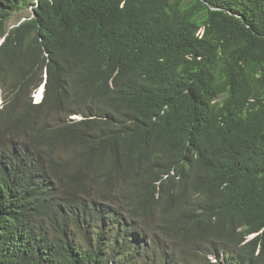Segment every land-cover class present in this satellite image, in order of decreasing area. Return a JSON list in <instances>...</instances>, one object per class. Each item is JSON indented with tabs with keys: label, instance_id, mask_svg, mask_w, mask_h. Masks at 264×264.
I'll return each mask as SVG.
<instances>
[{
	"label": "trees",
	"instance_id": "16d2710c",
	"mask_svg": "<svg viewBox=\"0 0 264 264\" xmlns=\"http://www.w3.org/2000/svg\"><path fill=\"white\" fill-rule=\"evenodd\" d=\"M0 41V264H264V0H0Z\"/></svg>",
	"mask_w": 264,
	"mask_h": 264
},
{
	"label": "clouds",
	"instance_id": "9594fccd",
	"mask_svg": "<svg viewBox=\"0 0 264 264\" xmlns=\"http://www.w3.org/2000/svg\"><path fill=\"white\" fill-rule=\"evenodd\" d=\"M0 89L3 91L2 87L0 86ZM44 95H45V83L41 84L38 88H36L33 93H32V97H33V102L34 103H40L43 101L44 99ZM2 105H0V110L3 108V104H4V91H3V94H2ZM77 114L75 115H72L71 118L72 119H77L76 116ZM80 119V118H78Z\"/></svg>",
	"mask_w": 264,
	"mask_h": 264
},
{
	"label": "rangeland",
	"instance_id": "374dc122",
	"mask_svg": "<svg viewBox=\"0 0 264 264\" xmlns=\"http://www.w3.org/2000/svg\"><path fill=\"white\" fill-rule=\"evenodd\" d=\"M30 12H31V9H25V10H22L21 12L15 13L14 19L12 20V22L13 23H18L20 21V19L21 20L24 19L25 16H27ZM0 92H1V96H2L3 91L1 89H0ZM1 105H2V103H1ZM76 116H77L76 117L77 119L78 118H80V119L83 118L82 114H77Z\"/></svg>",
	"mask_w": 264,
	"mask_h": 264
},
{
	"label": "bare ground",
	"instance_id": "6f19581e",
	"mask_svg": "<svg viewBox=\"0 0 264 264\" xmlns=\"http://www.w3.org/2000/svg\"><path fill=\"white\" fill-rule=\"evenodd\" d=\"M1 103H2V97H1V92H0V105H1Z\"/></svg>",
	"mask_w": 264,
	"mask_h": 264
},
{
	"label": "water",
	"instance_id": "95a60500",
	"mask_svg": "<svg viewBox=\"0 0 264 264\" xmlns=\"http://www.w3.org/2000/svg\"><path fill=\"white\" fill-rule=\"evenodd\" d=\"M23 20H25V18H24ZM23 20H22V21H23ZM3 40H4V39H3ZM3 40H2V41H3ZM2 41H0V45H1Z\"/></svg>",
	"mask_w": 264,
	"mask_h": 264
}]
</instances>
